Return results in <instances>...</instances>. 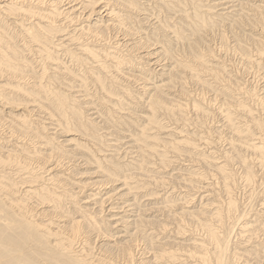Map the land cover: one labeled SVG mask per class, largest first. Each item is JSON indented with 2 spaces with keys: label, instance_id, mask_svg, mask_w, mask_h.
<instances>
[{
  "label": "bare ground",
  "instance_id": "1",
  "mask_svg": "<svg viewBox=\"0 0 264 264\" xmlns=\"http://www.w3.org/2000/svg\"><path fill=\"white\" fill-rule=\"evenodd\" d=\"M141 1L0 0V105L4 109L0 108V264H107V259H102L106 254L116 256L125 264H135L137 251L146 257L136 264H264V121L258 117L264 112V86L259 90L260 95L257 89H249L238 81V75L234 77L224 65L213 63L215 58L203 59L200 51L203 56L197 59L192 53L196 62L198 60L197 70L201 68L203 76L209 75L221 86V94L216 95H223L219 109L225 123L221 129H215V136L225 145L217 153L214 140L210 141V132H201L205 129L201 121L194 122V132L189 130L190 110L204 119L208 116L210 102L205 99L197 104L185 94L183 101L175 100L164 92L166 87L174 89L175 83L183 82L185 74L182 73L192 67L182 61L177 63L174 53L168 50L173 40H161L159 32L155 31L129 44L130 38L146 29L137 23L133 25V15L144 10ZM155 1L161 11L175 12L173 16L178 15L184 23L171 22V27L166 26L173 20L169 17L166 23L163 21L154 27L156 30L169 28L178 45L184 40L187 43L191 37H186L184 31L196 37L199 32H205L203 29L213 30L228 7L221 9L226 2L212 5L207 0ZM261 2L264 4V0ZM256 4H251V9L255 10L253 19L264 24V5ZM216 8L221 9V13ZM96 15L101 16L94 21ZM239 19L233 20L239 23ZM11 26L25 37L23 45L16 41L17 33H10ZM71 27L74 28L69 31L67 28ZM119 30L126 37L117 36L114 38L117 42L111 45L109 34ZM249 37L252 40L253 37L248 36V40ZM150 38L153 42L148 43ZM156 43L162 44V52L148 51L141 59L130 58L137 48H144L141 45L151 48ZM123 48L129 55L120 57L118 51ZM26 52L40 59L37 67ZM242 52L241 58L246 59L248 65L260 68L257 76L259 81H264V52H256L258 59L252 58L253 53L247 48L248 55ZM65 55L70 65L61 59ZM164 56L173 60L174 67L163 69L166 72L160 77L169 76L166 83H162L163 80L153 83V93H148L147 103L143 101L147 108L136 109L146 111V115H137L130 107L126 109V105L130 106L126 101L132 102L138 97L130 86L125 88L118 84L117 76L142 81L143 89L147 90L150 79L134 72L137 69L142 75L154 72L151 66L158 65ZM153 59L155 63H151ZM194 76V80L189 78L193 82L197 80ZM5 108L12 111L7 112ZM160 114L172 118L175 125L181 124L180 128L168 133L159 120ZM131 115L143 124H137L138 130L128 136L131 142L128 148L137 149L138 159L126 162V155L121 154L119 148L113 149L117 144H106L105 135L116 136L117 128L132 127L138 121H130ZM99 119L103 122L101 126L111 132L102 130ZM63 137L67 139H59ZM156 158L158 160L154 161ZM179 161L193 165L189 170L166 173L167 168ZM81 163L92 167L95 171L90 175L99 179L84 180L89 174L84 176L86 173L79 172L77 167H81ZM155 165L159 166L157 170ZM235 165L242 170L240 179L231 169ZM241 180L249 194L244 202L236 195ZM118 183L120 189L113 187ZM172 183L195 195L179 194L174 198L167 188ZM95 186L110 190L103 194L101 189L87 195ZM140 190L145 191L144 196L135 194ZM142 198L145 204H141ZM130 199L133 204H129ZM92 203L96 207H92ZM132 207L137 214L130 221L124 209ZM106 211L125 213L117 218V223L125 228L124 235L111 238L116 234H110L109 230L117 224L108 223ZM114 217L110 221H116ZM100 237L106 241L97 244L101 255L98 258L95 253L96 258L93 246Z\"/></svg>",
  "mask_w": 264,
  "mask_h": 264
},
{
  "label": "rangeland",
  "instance_id": "2",
  "mask_svg": "<svg viewBox=\"0 0 264 264\" xmlns=\"http://www.w3.org/2000/svg\"><path fill=\"white\" fill-rule=\"evenodd\" d=\"M155 1V0H154ZM154 1L153 0H142L141 2H143L144 4H143V6H141V8L142 9H144V10H142V11H140V13L142 14H140V13H138L136 16L135 15H133V18H135V23H133V25L135 24V26H136V23L138 24V26H142L143 27V29H145L144 31H142L143 33H140V34H137V35H134L132 38H130L131 40H129V44H131V43H133V42H135L136 40H137V38H145L147 35H149V33L151 32V33H153V32H155L156 31V34L157 35H159L160 37H161V40H165L166 38L168 39V38H171L173 41H171V44L169 45L170 47L168 48V50L171 52V54L173 55V53H174V56L176 57V59H177V63H179V62H181L182 61V63L185 65H187V66H192V67H190V68H187V70H188V72H186V70H185V72L186 73H182V75H184L183 77L185 78V80H183V82H181V83H184V84H182L181 85V83L180 82H178V83H175L174 84V89H172V91H171V89H168L169 90V92H168V90H167V87L165 88L166 90H164V92H167V93H170V95H171V97L173 98V99H175V100H180V101H183L184 99H183V94H185V95H190V97L188 98V97H186V98H188V100L190 99V98H193V99H191V100H193L195 103H197V104H201V102H202V100H205L206 99V102L208 101V102H210V106H209V111L207 110V112H208V116L206 117V118H204L203 119V117H201L200 118V116H198V115H196L195 113H194V111H192V110H190V120L192 121L191 122V127H190V124H189V130H191V132H194V128L195 127H193L194 126V122H199V121H201L200 123L205 127V129H201V132H210V141L212 142L213 140V146L216 148L215 149V151L218 153L222 148H224V141L222 140L221 142L220 141H218V139H217V136H215L216 135V130L217 129H221V127L220 126H222L223 127V125H224V123H225V121H224V116H222L221 114L222 113H220V109H219V107H220V105H221V102H222V97H223V95H222V97L221 96H217L216 94H221L219 91L221 90V86H217L216 84H215V82H213V80H212V78L210 77L209 78V75H208V77H205V76H207V74L206 75H204L203 76V74L201 73L202 71H201V68H200V70H197V69H199V65H198V60H197V62H196V60L194 59V55L196 54V56H195V58H197L198 59V57L199 58H201L203 55V59L204 58H207L206 60H209V59H212V57L213 58H215V62H213V63H215V64H219V65H224L226 68H227V70L228 71H230L231 72V74L235 77V76H237L238 75V81H241V83H244V85L247 87V88H249V89H257L256 91L258 92V93H260V95H261V93H262V91H259V90H262V86H264V81H259L260 80V78H258V76H259V74H260V72L258 71L260 68L259 67H255L254 66V69L256 70V68H257V70H256V73L257 74H254L255 72V70L252 68L253 67V65H248L249 63H248V61L246 60V59H244L243 60V58H241V57H243L242 56V54H240V51L242 52V53H245V54H247L248 55V53L246 52V48H247V51H249V52H251V53H253V56L251 55V57L252 58H254V59H258V58H256V57H259L258 55V53L256 54V52L257 51H260L261 53H262V51L264 52V24H258V22L257 21H255L254 19V16H255V13H253L255 10L254 9H251L252 7V5H254V4H256L257 6H259L260 4H262V5H264L261 1L262 0H207V1H209L210 2V4H212V5H214V4H217V3H225L226 2V5L224 6L223 4H222V7H220L221 9L222 8H225V7H227L226 8V10L225 11H223L222 13H224L225 15L221 18V19H219L220 21H219V23H218V25L213 29V30H209V31H212V32H209L207 29H203L205 32H199V34L201 35H197L196 34V37L195 36H193L189 31H184L186 34H187V36L185 35V33H184V35L186 36V37H190V35H191V37H193V38H191L190 37V39L188 40L187 38H186V41H187V43L185 42V40H184V42L183 43H179V45H178V43L174 40L175 38H174V34H171L172 32L170 31V30H167V29H169V28H166L165 30H163V29H161L160 27H158V31L156 30V29H154V27L156 28L157 27V25H159L160 26V24L164 21L165 23H166V21H168V20H170L169 19V17L170 18H173V20H171V21H169L168 22V24H166V26L167 25H169L170 27L172 26L171 24H169V23H171L172 22V24H174V23H177V22H180V18L178 17V15H176L175 14V16H173V13H175V12H163V10L161 11V9H160V7L158 6L159 4L155 1V3H154ZM164 1H169V0H164ZM220 1V2H219ZM256 1V2H255ZM69 2H71V1H68V3ZM146 2H147V4H146ZM249 2V3H248ZM247 3H248V5H247ZM246 4V5H245ZM252 4V5H251ZM146 5V6H145ZM230 5V6H229ZM250 5V6H249ZM233 6V7H232ZM244 7V8H243ZM248 7H250V10H249V8ZM146 8V9H145ZM151 8V9H150ZM235 8V9H234ZM254 8V7H253ZM148 9V10H147ZM221 9H218V8H216V11H219V10H221ZM231 9V10H230ZM232 9H234L233 11H232ZM239 9V10H238ZM147 10V11H146ZM187 10H189V11H191L190 9H188L187 8ZM251 10H253V11H251ZM145 11V12H144ZM243 13H242V12ZM143 12V13H142ZM220 12V11H219ZM230 12V13H229ZM245 12V13H244ZM107 13V12H106ZM145 13V14H144ZM159 13V14H158ZM168 13V14H167ZM221 13V12H220ZM241 13H242V15H241ZM148 14V15H147ZM240 14V15H239ZM247 15L249 18H251V19H253L255 22H257V24L256 23H254V21H252L251 19H249L248 20V17L246 16V18H247V20L245 19V15ZM249 14V15H248ZM252 14V15H251ZM253 14H254V16H253ZM85 15V14H84ZM105 14H103V16H104ZM147 15V16H146ZM154 15V16H153ZM182 15H183V12H182ZM100 16L101 15H96L95 17H94V21H96L97 19H99L100 18ZM238 16H239V18H238ZM83 17V16H82ZM85 17V16H84ZM83 17V18H84ZM138 17V18H137ZM145 17V19L143 20V18ZM147 17V18H146ZM155 17V18H154ZM167 17V18H166ZM175 17V18H174ZM225 17V18H224ZM237 18V19H239L240 20V22L238 23V22H236L235 20H233V19H235V18ZM244 17V18H243ZM86 18V17H85ZM161 20H160V19ZM178 18V19H177ZM107 18H103V20H106ZM146 19L148 20V21H146ZM180 19V20H179ZM83 19H81V21H82ZM84 20H86V19H84ZM136 20H138V22L140 21V23H138V22H136ZM152 20V21H151ZM159 20V21H158ZM179 20V21H178ZM247 21V23H246V21ZM12 21H15V20H12ZM12 21L10 22V23H12ZM93 21V22H94ZM146 21V22H145ZM65 22V21H64ZM163 22V23H164ZM251 22H253L252 24H250ZM62 22H59L58 24H61ZM144 23V24H143ZM146 23H148V24H146ZM150 23V24H149ZM159 23V24H158ZM180 23H182L183 25H184V23L183 22H180ZM241 23V24H240ZM84 24H88L86 21H84ZM140 24V25H139ZM251 26H250V25ZM62 25H63V23H62ZM65 25V24H64ZM236 25H237V27H236ZM239 25V26H238ZM67 26H70V24H67ZM230 26H231V28H230ZM259 26V27H258ZM12 27V26H11ZM10 27V29H12V30H10V33L12 34V33H17L18 34V38L16 39V41H18V44L19 45H23L24 43H25V37H23V34L22 35H20V32H18L17 31V29H15V27L13 26L12 28ZM253 27H256V28H253ZM74 28V27H73ZM72 27H71V29L70 28H67L69 31H71L72 29H73ZM233 28V29H232ZM235 28V29H234ZM203 30H201V31H203ZM207 30V31H206ZM256 30V31H255ZM242 33H241V32ZM146 32V33H145ZM161 32V33H160ZM115 33V34H114ZM118 33V34H117ZM189 33V34H188ZM241 33V34H240ZM260 33V34H259ZM117 34V35H116ZM122 36H121V35ZM125 33L122 31V33H121V30H119V31H117V32H115V31H113V32H111L110 34H109V40H110V42H111V45H112V43L114 44V43H116L117 41H116V39H114V38H117V36H118V38L119 39H122L123 37H126L125 35H124ZM163 34V35H162ZM245 34L247 35V37L245 36ZM250 34V35H249ZM13 35V34H12ZM205 35V36H204ZM153 36V34H150V37H152ZM170 36V37H169ZM198 36L200 37V38H198ZM248 36H252L253 38H252V40L255 38V40H251L250 38L251 37H249V40H248ZM244 37H246V38H244ZM23 38H24V40H23ZM112 38V39H111ZM197 38V39H196ZM205 38V39H204ZM244 38V39H243ZM114 39V40H113ZM136 39V40H135ZM192 39V40H191ZM198 39H200V41L198 40ZM222 39V40H221ZM224 39V40H223ZM226 39V40H225ZM256 39H258V41L256 40ZM135 40V41H134ZM251 40V41H250ZM114 41V42H113ZM191 41V42H190ZM197 41H198V43L200 44H198L197 43ZM223 41H225V42H223ZM239 41V42H238ZM255 41V42H254ZM150 42H153V40L150 38V40L148 41V43H150ZM190 42V43H189ZM241 42V43H240ZM254 42V43H253ZM147 43V42H146ZM195 43V44H194ZM197 43V44H196ZM249 43V44H248ZM102 44H104V43H102ZM175 44V45H174ZM177 44V45H176ZM181 44V45H180ZM192 44H194L195 46H193ZM204 44V45H203ZM224 44V45H223ZM225 44H227V45H225ZM238 44H239V46H238ZM241 44V45H240ZM69 45H71V43H69ZM141 45V44H140ZM138 46V47H144V48H141V49H139V48H137V51H135V52H133V53H131L130 54V58H133V59H135V57L136 58H139V59H141L140 57H142V56H144L145 54H146V52L148 53V51L149 52H157V51H161L162 52V50H161V48H162V44H159V45H157V43L155 44V46L154 47H151V48H145L146 47V45H141V46ZM183 45V46H182ZM188 45V46H187ZM190 45V46H189ZM196 45H197V47H196ZM243 45V46H242ZM178 46V47H177ZM191 46H193V48L191 47ZM209 46V47H208ZM241 46V47H240ZM22 47V46H21ZM35 47V46H34ZM33 47V48H34ZM74 47V46H73ZM76 47V46H75ZM160 47V48H159ZM188 47H190V48H192L193 50H190V48H188ZM195 47V48H194ZM245 47V48H244ZM35 48H37V47H35ZM172 48V49H171ZM187 48V49H186ZM196 48H197V50H196ZM224 48V49H223ZM263 48V49H262ZM250 49V50H249ZM120 51H122L121 53H120V51H118V56H120V57H125V55L127 56V55H129V54H126L127 52H126V48H123V49H119ZM194 50H196V52L197 53H195V51ZM190 51V52H189ZM192 51V52H191ZM194 51V52H193ZM200 51H201V54H202V52H203V55H201L200 54ZM126 52V53H125ZM206 52V53H205ZM192 53H194V55L192 54ZM26 56H27V58H29L30 60H33V62H40V59L38 58V57H36V56H33V54H30V56H29V54H28V52H26ZM141 54V55H140ZM197 54H199L200 56H198ZM138 55V56H137ZM191 55H192V57H191ZM209 55V56H208ZM211 55H213V56H211ZM226 55V56H225ZM257 55V56H256ZM165 57V58H164ZM163 58H161V61L159 62V66L158 65H153V66H151V68H152V70L154 71V72H148V73H145V74H141V72L139 71V69H137V70H135L136 72H134L135 74H138V75H140V76H142V77H145L146 79H150L149 80V82H150V84H148V85H146V88H147V90H144L143 89V86L145 85V84H143V83H141L142 81H138V80H128V79H125V78H122L121 76H117V74L116 73H114V76L116 75L117 76V78L119 79L118 81H119V83L118 84H120L121 86L123 85V87H127V88H129V86H130V88L132 89V92L134 93V94H136L137 96L136 97H138L137 99L138 100H136V99H132L131 101L132 102H130V100H128V101H126L125 99L126 98H124V101H126V104H130V106H125V108L126 107H130L131 108V111L132 112H134V113H138L137 115H140V113H143V114H145L146 115V111H143L142 110V112H140V110H136V109H138V107L140 108H143V107H145V108H147L146 107V105H144L143 106V101H145L146 103H147V97H148V93H153V91H152V88L154 87L153 86V83L154 82H156L157 84H159V82H160V80H163L162 81V83H166L167 81H166V79H169V76H167V77H160L161 76V74H163V73H165L166 71H164V70H169V69H171L172 67H174V62H173V60L172 61H169L168 60V57L167 56H164ZM178 57V58H177ZM153 58H157V57H153ZM61 59H63V61L65 62V63H69L70 61H69V57H67L66 55L65 56H62L61 57ZM179 59V60H178ZM187 59V60H186ZM154 60V61H153ZM153 60H150V61H152L151 63H155V61H156V59H153ZM195 60V61H194ZM213 60H211V61H213ZM217 60V61H216ZM67 61V62H66ZM166 61V62H165ZM174 61H175V58H174ZM192 61V62H191ZM194 61V62H193ZM224 61H226V62H224ZM228 61V62H227ZM259 61H261L260 59H259ZM130 62V61H129ZM161 63V64H160ZM189 63V64H188ZM248 63V64H247ZM195 64V65H194ZM226 64V65H225ZM262 64L264 65V63L262 62ZM69 65H70V63H69ZM164 65V66H163ZM194 65V66H193ZM248 65V66H247ZM35 66L37 67L38 66V64L36 63L35 64ZM197 67V68H196ZM246 67V68H245ZM248 67V68H247ZM229 68V69H228ZM250 68H252V69H250ZM164 69V70H163ZM192 71H191V70ZM250 69V70H249ZM155 70H157V71H155ZM194 70H196V71H194ZM189 71H191V72H189ZM238 71V72H237ZM264 71V70H263ZM140 72V73H139ZM194 72H197L196 74H198V76H196V74L194 73ZM242 72V73H241ZM154 73V74H153ZM194 73V74H193ZM147 74V75H146ZM189 74V75H188ZM236 74V75H235ZM192 75V76H191ZM195 75V76H194ZM202 77H201V76ZM253 75V76H252ZM258 75V76H257ZM193 76L195 77V79H199V81H195V82H193L192 80H194V78H193ZM239 76H240V79H239ZM193 78L192 80L191 79H189V78ZM199 77V78H198ZM201 77V78H200ZM249 77V78H248ZM255 78H258V79H255ZM209 79V80H208ZM244 79V80H243ZM200 80H202L201 82H200ZM206 80V81H205ZM256 80H258V81H256ZM158 81V82H157ZM245 81V82H244ZM121 82V83H120ZM134 82V83H133ZM202 82H204V83H202ZM208 82V83H207ZM212 82H213V84H212ZM196 83V84H195ZM210 83V84H209ZM248 83V84H247ZM206 86H205V85ZM207 84H209V86H207ZM215 84V85H214ZM203 85V86H202ZM135 86V87H134ZM183 86V87H182ZM184 86H186L185 87V89L186 90H183L184 92H188V93H184V92H182V88L184 89ZM211 86V87H210ZM149 87V88H148ZM180 87H182V88H180ZM188 87V88H187ZM207 87V88H206ZM210 87V88H209ZM217 87V88H216ZM92 88V87H91ZM168 88H170V87H168ZM177 88V89H176ZM164 89V88H163ZM162 89V90H163ZM208 89H210V90H208ZM220 89V90H219ZM134 90V91H133ZM179 90H181L180 92H179ZM210 91V92H209ZM218 91V92H217ZM207 92V93H206ZM177 94V95H176ZM180 94L182 95V97L180 96ZM215 94V95H214ZM76 95H78V94H76ZM179 96V97H178ZM211 97V98H210ZM140 98V99H139ZM220 98V99H219ZM196 99V100H195ZM199 99H200V101H199ZM197 101H199L200 103H198ZM139 102V103H138ZM186 102V101H185ZM93 103V102H92ZM214 103V104H213ZM94 104V103H93ZM132 106V107H131ZM137 107V108H136ZM0 108L1 109H3L2 108V105H0ZM127 109V108H126ZM4 110V109H3ZM5 110L7 111V112H9V111H12L10 108H5ZM139 111V112H138ZM22 112V110L21 111H19V112H15V113H21ZM90 113V112H89ZM124 115H125V113H123ZM130 115V114H129ZM164 114H160L159 116V118H161V119H159L163 124H164V126L166 127V131L168 132V133H173V132H175V130H176V128H180V126H181V124H180V126H179V124H177V125H175L176 123L172 120L171 121V119L169 118V117H167L166 115H164ZM196 115V116H195ZM213 115V116H212ZM128 115H126V116H124L125 118L127 117ZM132 116V115H131ZM129 116L130 117V121H132V122H137L138 121V117H135V116ZM211 116V117H210ZM135 117V118H134ZM258 117H260V119H262L263 121H264V112H261L260 113V115L258 116ZM131 118H133V119H131ZM198 119V121H196ZM204 120V121H203ZM100 121V122H99ZM99 123L98 124H100L101 123V120L99 119ZM168 122V123H167ZM212 122V123H211ZM175 123V124H174ZM137 124H143V123H140L139 121L137 122V123H135V124H132L133 126H135L136 125V128L135 127H129V126H126V127H124L123 129L122 128H117L116 130H118L117 132H118V134L115 136V134H113L112 135V133H108L107 135H105V140H107L106 141V144L107 145H109L110 143H112V145H116L117 144V148L115 147V146H113V149H120L119 151H120V153L121 154H123L124 156H125V160H126V162H134L136 159H138V153H137V149H135L134 147H131V148H128V145H130L131 144V142H130V139H129V137H130V135L132 134L131 132H133V131H137L138 130V125ZM206 124V125H205ZM220 124V125H219ZM103 126V122L100 124V126ZM101 126V127H102ZM211 126V127H210ZM216 126V127H215ZM208 127V128H207ZM103 128V127H102ZM105 129V130H104ZM127 129V130H126ZM135 129V130H134ZM170 129V130H169ZM216 129V130H215ZM102 130H104L105 132L106 131H108V132H111L110 130L111 129H108L107 127H104ZM131 130V131H130ZM215 130V131H214ZM103 131V132H104ZM171 131V132H170ZM173 131V132H172ZM214 131V132H213ZM122 133L121 134V136L119 135V133ZM130 132V133H129ZM124 133V134H123ZM207 133V134H208ZM214 133V134H213ZM228 133V132H227ZM109 134H111V135H109ZM126 135V136H125ZM199 135H202L201 133H200V131H199ZM129 136V137H128ZM163 136V135H162ZM161 136V137H162ZM203 136V135H202ZM206 136H208V135H206ZM213 136V137H212ZM216 138H215V137ZM109 137H111V139H109ZM164 137V136H163ZM204 137V136H203ZM113 138V139H112ZM121 138V139H120ZM60 140H65V139H67V137L65 138V137H63V138H59ZM117 139V141H119L120 140V142H119V144L118 143H116L115 141H113V140H116ZM119 139V140H118ZM212 139V140H211ZM123 141V142H122ZM114 142V143H113ZM216 142H218V143H216ZM125 143V144H124ZM214 144H216V145H214ZM122 145V146H121ZM127 145V146H126ZM119 146V147H118ZM124 146H126V147H124ZM124 147V148H123ZM218 148V149H217ZM67 149V148H66ZM68 149H70V147H68ZM124 149V150H123ZM131 151H133V152H131ZM162 151V150H161ZM123 156V157H124ZM133 156V157H132ZM170 156V159H173V161H174V158H171L172 157V155H169ZM131 160V161H130ZM156 160H158L157 158L156 159H154V161H156ZM157 163H159V161L157 162ZM180 163V164H179ZM83 163H81V167H77L78 168V170H79V172H82V173H86L84 176H86L87 174H89V175H87L85 178H83L84 180H87V179H93V180H91V181H97L99 178H95V177H92V176H96V175H90V174H92L95 170L92 168V167H85V164H83ZM184 165V166H183ZM192 165L193 164H191V162H182V161H179V162H177V164L176 163H174V164H172L171 165V167L170 168H167V170H166V173H169V174H171L172 172L173 173H176L177 171L179 172V171H183V170H189L191 167H192ZM83 166V167H82ZM155 167V169L157 170L158 168H159V166L158 165H155L154 166ZM195 168H197V169H201V167H195ZM180 169V170H179ZM231 169H233V172L238 176L237 178H241L242 177V170H240L239 168H238V166H233V167H231ZM236 171V172H235ZM91 172V173H90ZM172 173V174H173ZM262 173H261V171H260V169H259V173H258V175L260 176ZM240 182V184H239V186H241V187H239V189L237 190V193H236V195L238 196V199H239V201H241V202H244L245 200H246V198L249 196V194H248V191H247V189H245V188H243L242 187V180L241 181H239ZM174 183V182H173ZM169 184V186L167 187V188H170V190L171 191H169V193L171 192V195L173 196H175L174 198H176V196L178 197L179 196V194L180 195H185V194H190V195H192L194 192H192L191 191V193H189V192H187L186 191V189L183 187V186H177L176 187V185L175 184ZM110 186V185H109ZM176 187L175 189L174 188H172V187ZM96 188V190L93 188V190L92 189H90V190H88V193H87V195H90V194H92L93 192L95 193V192H98L99 190H101V191H103L102 193L104 194L105 192H108L110 189H104V188H106L105 186L104 187H98V186H95ZM113 187H116L117 189H120L121 188V185L118 183V185H115V186H113ZM182 188V189H181ZM185 189V190H184ZM182 190V191H181ZM92 191V192H91ZM177 191V192H176ZM185 193H184V192ZM90 193V194H89ZM140 193V194H139ZM174 193V194H173ZM240 193V194H239ZM136 195H139V196H144L145 195V191H138L137 193H135ZM134 194H132V196H133ZM193 195H195V194H193ZM243 197V198H242ZM130 198H132V197H130ZM198 199V198H197ZM141 200V204L143 203V202H145L144 200H145V198H142V199H140ZM115 202H118V199H115ZM130 202V203H129ZM128 203L129 204H133L134 203V201L132 200V199H130V201H129ZM146 203H148V202H146ZM199 202H198V200H196L195 201V204H198ZM120 204V203H119ZM143 204H145V203H143ZM91 205V204H90ZM127 205V204H126ZM92 207H96L93 203H92V205H91ZM120 206L122 207L123 205H121L120 204ZM259 210H260V208H258ZM108 210H109V208H108ZM125 211H127V213L126 214H128L127 215V217H129V219H130V221L131 220H133V219H135V215L137 214V211L132 207V208H127V209H124ZM129 210V211H128ZM134 212H133V211ZM132 211V212H131ZM136 213V214H135ZM116 217V221L114 220V221H110V219H111V217H114L113 215ZM125 214V213H124ZM124 214H123V212H119L118 214L117 213H109V212H107L106 211V213H105V218H106V220H109L108 221V223H110L112 226H116L115 224H117V226H116V228H112V229H110L109 231H111L110 232V234H112V235H115L116 234V237H111V238H117V236L118 235H124V230H125V228L123 229V225H120V224H118L117 222H118V220L119 219H117V218H121V216L123 217L124 216ZM121 215V216H120ZM114 217V218H115ZM112 220V219H111ZM114 222V223H113ZM116 222V223H115ZM113 223V224H112ZM130 228H133V226L132 227H130ZM118 230V231H117ZM123 231V232H122ZM116 232V233H115ZM118 234V235H117ZM106 241V239L103 237L102 239H101V237L100 238H98V240H97V242L95 243V247L93 246V248H96V249H94L95 251H93L94 253V255L96 256V254H98L97 256H98V258L100 257V255H101V252H99L100 251V249L98 250V248L97 247H99L97 244L99 243V242H103V241ZM114 240H116V239H114ZM119 240V239H118ZM139 242H141L142 244H140L141 245V247H143V242H142V240L140 239L139 240ZM138 242V243H139ZM137 250V249H136ZM96 253V254H95ZM135 254V256H136V259L138 260V261H140V259L142 258V259H145V257L146 256H144V258H143V256L139 253L138 254V251L137 252H135L134 253ZM140 255V256H139ZM97 256H96V258H97ZM105 256V255H104ZM142 256V257H141ZM114 257V258H113ZM139 257V258H138ZM116 258V256H113V255H108V254H106V256L104 257V258H102V259H107L106 261H107V264H110L109 263V261H111V262H113L112 264H125V262L124 261H122V260H120V259H115ZM141 259V260H142ZM114 260V261H113ZM138 261H136V263H138ZM135 263V264H136ZM104 264H106V262L104 263Z\"/></svg>",
  "mask_w": 264,
  "mask_h": 264
}]
</instances>
